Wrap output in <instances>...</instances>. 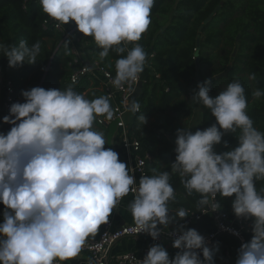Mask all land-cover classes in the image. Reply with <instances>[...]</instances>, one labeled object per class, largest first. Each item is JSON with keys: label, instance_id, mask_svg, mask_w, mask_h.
Wrapping results in <instances>:
<instances>
[{"label": "clouds", "instance_id": "9594fccd", "mask_svg": "<svg viewBox=\"0 0 264 264\" xmlns=\"http://www.w3.org/2000/svg\"><path fill=\"white\" fill-rule=\"evenodd\" d=\"M39 4L54 20L63 25L74 21L79 32L92 37L102 49L101 61L110 51L120 56L115 87L139 79L147 53L139 43L131 50L126 45L139 41L148 29L155 0H39ZM70 42L65 41L66 48ZM0 53L10 68L23 67L39 60L41 43L31 47L23 39L18 45L0 43ZM249 78L256 80V75ZM211 84L212 79L198 83L191 101L210 110L216 123L195 132L178 129L171 170L153 169L151 175L140 177L138 188L130 167L117 151L105 147L104 132L94 127L99 117L113 115L109 96L87 99L72 86L22 90L24 102L12 103L3 117L10 130L0 132V203L5 206L0 264H62L77 257L130 192L135 194L130 210L141 231L155 241L175 225L167 234L179 250L170 258L162 244H154L141 264H215L205 237L180 223L188 211L170 208L177 199L173 175H179L188 196L200 195L198 211L219 210L217 195L233 197L235 216L253 221L252 238L238 249L236 264H264V187L257 188L264 181V132L248 115L249 102L239 79L215 97L210 95ZM253 96L261 99L264 89L257 88ZM131 102L130 109L141 113L140 105ZM137 122L143 126L147 117L141 113ZM227 133L236 134L238 144L218 153L217 145L229 147L223 140Z\"/></svg>", "mask_w": 264, "mask_h": 264}, {"label": "trees", "instance_id": "16d2710c", "mask_svg": "<svg viewBox=\"0 0 264 264\" xmlns=\"http://www.w3.org/2000/svg\"><path fill=\"white\" fill-rule=\"evenodd\" d=\"M218 6V11L214 13ZM212 13V18L205 23ZM47 17L37 0L28 3H24V0H0V43L18 45L22 39L27 40L29 47L37 41L41 43L39 60L23 67L10 68L7 57L0 53V109H3L7 81H11L14 87L15 102L20 98L24 102L21 91L36 86L45 89L72 86L87 99L107 95L101 80L92 73L80 76L74 83L71 75L86 61H98L116 75L115 62L120 56L110 51L109 56L101 61L98 54L102 49L92 37L84 36L77 28L66 48L67 40L61 42L63 33L50 24L44 26ZM150 19L151 23L139 42L144 49L155 55L143 71V92L135 102L140 105V112L147 117V123L140 126L137 116L141 113L133 112L129 124L143 149L153 154L154 159L148 165L150 175L153 169L170 171L175 161L176 144L167 132L176 138L177 130L182 129L183 120L197 116L196 110L200 117L198 124L189 128L193 132L216 123L210 110L191 101L194 90H198V83L206 79H212V97L239 79L246 90L248 115L255 121V127L264 132V97L257 100L253 96L257 88L264 89V0H155ZM69 24L76 25L74 21ZM74 46L81 51L82 62L70 64L76 57ZM225 72V76L217 77ZM251 74L256 75V80L249 78ZM110 102L112 107L113 103ZM95 125L97 130L105 134V147L112 148L107 138L108 127L98 121ZM0 128L6 133L11 125L3 124ZM223 140L228 142L229 147L225 148L223 143L217 145L215 150L218 153L238 144V137L234 133L225 134ZM171 182L177 196L176 201L170 203L172 211L184 207L189 215L200 212L196 209L200 195L193 193L188 196L179 175H173ZM261 187H264V181L257 183V188ZM232 200L233 197L218 195L221 209L231 217L235 216ZM248 220L252 219H245ZM102 228L103 224L88 239L97 237ZM217 243L219 250L215 251ZM231 246L237 248L236 238L226 234L218 235L210 246L214 250L215 264H236L237 257L228 260L227 251Z\"/></svg>", "mask_w": 264, "mask_h": 264}, {"label": "built area", "instance_id": "2783aa9c", "mask_svg": "<svg viewBox=\"0 0 264 264\" xmlns=\"http://www.w3.org/2000/svg\"><path fill=\"white\" fill-rule=\"evenodd\" d=\"M31 1L33 0H24V3ZM49 24L63 33L61 42L69 40L77 28L76 25H63L50 16L45 19L44 26L47 27ZM137 43L141 45L139 41L127 43V50H131ZM73 50L76 57L70 64L82 62L79 50H77L76 46L73 47ZM145 51L147 53L146 67L150 58L155 54L154 52L146 49ZM87 73H92L101 80L102 88L106 90L107 96L110 97V100L113 103V115L111 119L99 117L98 122L106 124L109 127L113 125V129L117 133L119 144L126 153V164L131 169L130 174H134L136 177V185L134 186L138 188L140 177L143 175H150L148 165L154 159L151 151L143 149L141 141L135 136L129 126L131 114L133 113V111L129 108L132 104L130 97L136 90L138 82L143 80V72L140 74L137 81L132 82L131 84L126 83L123 87L117 88L112 83L115 75L104 65L96 61L95 63H92V67L85 63L80 68L75 70L71 75V81L73 83L77 82L80 76ZM156 77H159V75H156ZM5 93V98L3 100L4 116L9 114L10 106L15 102L14 87L11 81H7ZM0 132H2L1 128ZM134 196L135 194L130 192L127 196L123 197L116 204L108 222L103 224L101 233L97 237L90 238L86 241L82 251L87 252L89 257L88 260L82 264H90V262L91 264H141L150 247L154 244L159 243L163 245L166 242L173 243V237L169 236L167 233L173 231L175 229V225H170L169 228L161 234L160 238L154 241L150 235L141 231L140 226L136 223L134 218L131 222L124 221L121 224L116 223L115 212L123 206L127 199H131V201H133ZM216 200H218V195ZM207 215H211L213 217L215 228L214 230L199 232L205 237L208 245L211 246L219 234L230 235L237 239L236 254L238 256V249L241 247L242 243L250 241L249 237H252L253 235L251 224H248L244 218H237L236 216L231 217L228 212L223 211L221 208L215 212L209 210L207 213L201 211L198 213H191L187 219L181 221L180 223L186 225L187 228H191L190 225L192 222L203 221V218ZM237 232L239 235L235 234ZM141 237H148L149 240L139 249L132 248L128 250H115L117 247L119 248L123 242L133 239L136 240ZM177 251L179 250L175 248L172 249L169 252L170 258H173ZM57 264H61V262H57ZM62 264L71 263L62 262Z\"/></svg>", "mask_w": 264, "mask_h": 264}, {"label": "crops", "instance_id": "0c3cea01", "mask_svg": "<svg viewBox=\"0 0 264 264\" xmlns=\"http://www.w3.org/2000/svg\"><path fill=\"white\" fill-rule=\"evenodd\" d=\"M1 91V89H0ZM21 98L17 101L21 102ZM3 117H4V113H3V109L1 108L0 109V125H3L5 124L3 122ZM95 128H97V125H94ZM113 133V135H112ZM108 140L111 141V147L112 149H114L115 151H117L119 153V158L121 161L125 162L126 163V153L125 151L122 149L121 145H120V148H117L115 145L116 143H119L116 135L114 134V132H109L108 134ZM131 199H127L125 201V203L123 204L122 207H120L118 209V211L115 212V219H116V223L117 224H121L123 223L124 221L126 222H131L133 220V217H132V213H131V210H130V204H131ZM4 205L2 203H0V222H3V211H4ZM128 211L130 212L131 214V217L130 219L128 220L124 215H122V211ZM199 222V221H198ZM201 224L198 226L199 228H197L198 231H210V230H214L215 228V222H214V219L211 215H207L203 218V221H200ZM194 223H197V222H192L190 227H192V224ZM248 224H251L252 223V220H248L247 221ZM252 237H249V240H251ZM148 237H141L139 239H133V240H129V241H126V242H123V244L118 248H116L115 250H128V249H139L142 245H144L145 243L148 242ZM142 243V245H140ZM163 246L167 249L168 252H170L172 249H174L173 247V243H164ZM227 255H228V260L232 261L234 259H236V248L234 246H231L229 248V250L227 251ZM88 253L87 252H84V251H81L80 254L73 258V259H70L68 261H65V262H68V263H71V264H82L84 263L85 261L88 260Z\"/></svg>", "mask_w": 264, "mask_h": 264}, {"label": "rangeland", "instance_id": "374dc122", "mask_svg": "<svg viewBox=\"0 0 264 264\" xmlns=\"http://www.w3.org/2000/svg\"><path fill=\"white\" fill-rule=\"evenodd\" d=\"M233 1H236V2H242V1H244V0H233ZM161 20H165V19H163V18H161ZM2 77L0 76V89H2V79H1ZM197 112V116H195V117H193V118H191V119H188V120H186V119H184L183 120V125H182V129H187V128H191V127H193V126H196L197 124H198V122H199V117H200V115H199V111L198 110H196ZM1 126V125H0ZM108 131L109 132H114V134L116 135V137H117V133H116V131L115 130H113V125H111L109 128H108ZM107 137H108V135H107ZM117 148H120V144L119 143H116V145H115ZM122 215H124L128 220L130 219V217H131V214H130V212H128V211H122ZM201 224V222H197V223H194V224H192V227L193 228H195V229H197V228H199L198 226ZM140 245H142V243L140 244Z\"/></svg>", "mask_w": 264, "mask_h": 264}, {"label": "water", "instance_id": "95a60500", "mask_svg": "<svg viewBox=\"0 0 264 264\" xmlns=\"http://www.w3.org/2000/svg\"><path fill=\"white\" fill-rule=\"evenodd\" d=\"M218 9H219V6L215 9V11H214V13L215 12H217L218 11ZM214 13H212V14H210L209 15V17L205 20V23H207L211 18H212V16L214 15ZM238 39H239V37H238ZM198 45H199V39H198ZM199 59H197V67H199V61H198ZM87 64L90 66V67H92V65H91V63H90V61H87ZM227 73L225 72V73H223V74H220V75H218L217 77L219 78V77H221V76H225ZM198 79H200V76H198ZM143 86H144V83H143V81L142 80H140L139 82H138V85H137V88H136V90H135V92L132 94V96L130 97V99H131V101H137V99L139 98V96L142 94V92H143ZM131 106L132 105H130V107L129 108H131ZM162 131H164V129H162ZM167 134L169 135V138L172 140V142L174 143V144H176L175 143V141H176V138L173 136V134H170L169 132H167Z\"/></svg>", "mask_w": 264, "mask_h": 264}]
</instances>
